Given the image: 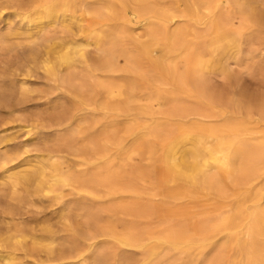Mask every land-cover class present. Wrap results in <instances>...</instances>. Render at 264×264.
Listing matches in <instances>:
<instances>
[{"label":"bare ground","instance_id":"1","mask_svg":"<svg viewBox=\"0 0 264 264\" xmlns=\"http://www.w3.org/2000/svg\"><path fill=\"white\" fill-rule=\"evenodd\" d=\"M1 1L0 17L4 5L10 7L12 3L26 13L39 9L49 24L61 20V35L53 39L59 41L57 46L61 50L68 52L59 57L61 64L48 71L55 83L73 92L77 109L85 110L92 105L99 109L111 108L114 96L134 97L135 92L144 89L148 90L152 107L157 106L160 96L174 95L176 92L156 86L143 88L131 81L133 76L142 81L146 78L144 60L150 62L154 79L187 84L189 90L197 93L201 98L199 108L177 103L163 122L154 121L150 127L158 129L165 124L172 125L175 119L181 127L187 125L191 143L182 147L178 137L168 140L165 169L169 174L178 173L191 180L200 191H208L206 199L204 196L195 198L193 208H201L194 211L195 214L215 209L219 215L217 219L209 215L196 218L188 207L168 200L155 201L154 195L143 199L142 193L133 186L117 194L119 189L113 177L119 169L108 164L111 144L115 142L105 138L80 153L88 167L79 174L63 173L62 167L52 163L51 173L55 174L50 178L46 177L45 164L40 168L27 166L15 175V185L39 183L46 186L47 196L55 194L51 196L53 200L63 198V193L57 192L72 181L76 190L93 196L103 211L95 210V216L86 220H48L31 227L1 229L0 248L10 240L14 244L9 247L11 253L18 251L20 255L16 257L18 262L0 255V264H28L29 261L22 260L33 255L37 256L33 264L46 261L125 264L119 254L121 251L116 252L118 249L137 256L132 264H172L176 255L181 264H201L207 249L220 248V240L229 236L223 232L234 230L242 221H246L247 241L235 247L238 256L231 257L229 264H264V195L255 193L252 196L253 191L264 187V99L260 97L262 101L251 106L237 99L226 102L214 94L208 82L211 68L218 66L217 70L227 73L228 61L241 54L243 40L261 34L264 11L259 8L258 1L87 0V12L91 17L83 20L66 15V10L58 15L57 2L62 0ZM66 1L63 0L65 7ZM84 21L87 24H83ZM181 22L183 27L179 26ZM134 26L146 29L145 40L129 36ZM87 34L95 39L101 51L99 55L92 56L86 49L80 53V42ZM128 37L137 43V54L126 47L124 40ZM48 52L39 47L26 58L27 63L22 68L15 70V76L32 73L33 67L46 61ZM165 58L170 63L184 61L185 69L180 72ZM176 99L174 96L172 101ZM76 117L78 115H74L73 120ZM129 195L131 201L125 199ZM228 206L235 211H223ZM43 240L48 243L45 255H40L36 253L37 244ZM58 241L63 244L58 245ZM109 246L115 248L111 262Z\"/></svg>","mask_w":264,"mask_h":264},{"label":"rangeland","instance_id":"2","mask_svg":"<svg viewBox=\"0 0 264 264\" xmlns=\"http://www.w3.org/2000/svg\"><path fill=\"white\" fill-rule=\"evenodd\" d=\"M3 1L6 0L1 2ZM257 1L259 8L264 11V0ZM86 2L87 0H68L65 2V7L63 0L58 1V15L66 10V15L75 16L78 20L89 18L91 15L87 12ZM14 5L12 3L10 7L8 4L4 5L5 9L0 17V230L9 226L31 227L36 223L57 220H86L95 216L96 211L102 210L93 196L76 190V184L72 181L57 192V194L63 193V198L53 200L51 196L55 194L47 196L46 186L39 183L27 186L21 182L15 185V175L27 166L40 168L45 164L46 177H49L55 174L51 173L52 163L59 168L62 167L63 173L79 174L88 167L80 153L84 148L89 149L105 138L115 142L111 144V158L108 164L119 169L117 175L113 177V182L119 189L117 194L133 186L142 193L143 199L146 197L148 199V195H154L155 201L168 200L176 205L188 207L193 213L201 209L193 208L196 203L195 198L204 196L206 199L205 195L208 191L203 189L200 191L199 186H193L191 180L178 173L169 174L164 164L168 140L178 137L180 146L189 145L191 143L187 137L189 128L187 125L181 127L176 119L172 125L165 124L158 129L150 127L154 121L163 122L177 107V103L180 106L199 108L201 98L197 93L189 90L187 84L170 79L167 81L154 79L150 62L144 60L143 69L146 71V78L142 81L139 77L133 76L131 81L143 88L156 86L170 93L176 92L174 95L160 96L157 106L152 107L148 101V90L144 89L143 92H135L134 97L114 96L111 108L99 109L92 105L85 110L77 109L73 92L55 83L54 77L48 71L61 64L59 57L68 52L61 50L57 46L59 41L53 39L61 35V20L49 24L47 19L42 18L43 14L39 9L26 13L24 10H19L17 5L15 6L17 8L13 7ZM83 24L87 22L84 21ZM180 25L183 27V22ZM42 28L44 31L41 32ZM146 32V29L134 26L129 36L134 39L141 37V40H145ZM90 35H85L80 42L82 48L80 53L86 49L92 56L99 55L101 51ZM134 39L128 37L124 42L128 49L137 54V43ZM39 47L49 50L45 57L46 61L33 67L34 71L32 70L30 74L20 73L15 76V70L22 68V65L27 63L28 57ZM164 60L170 63L167 58ZM170 64L175 65L180 72L186 66L182 60ZM217 67L211 68V73L208 75V82L216 96L226 102L237 99L247 106L260 103L262 101L260 97L264 99V26L261 34H254L243 40L242 52L228 61L227 73L220 72ZM174 96L177 99L172 101ZM143 111L148 113L144 114ZM74 115H78L75 120H73ZM86 133L92 135L85 138ZM226 189L230 190V187L227 186ZM256 191L252 192V196L255 193L264 195V187L258 190L259 192ZM125 199L131 201L132 197L129 195ZM197 199L196 201L199 202L200 198ZM233 209L234 207L228 206L223 211L233 213L235 211ZM205 215L217 219L219 211L212 209L205 214H193L196 218ZM245 225L246 221H242L234 230L223 232L229 236L220 240V248L207 249L201 264H211V262L229 264L231 257L237 258L238 252L235 247L240 242L247 241L244 235ZM236 234L239 236H235ZM47 243V240H43L37 244L36 253L45 255ZM57 243L63 244V241ZM11 245L14 244L10 240L5 243L3 248H0V255L7 258L9 256L15 259L14 262H18L16 257L20 252L11 253L9 249ZM117 251H121L119 254L125 264H132L137 258L127 250ZM108 253L111 262L115 248L109 246ZM36 257L33 255L21 260L33 264L36 262ZM96 257L100 256L96 255ZM171 263L181 264L182 261L176 255ZM42 264L55 263L46 261Z\"/></svg>","mask_w":264,"mask_h":264}]
</instances>
